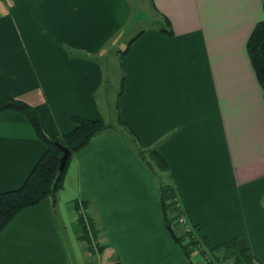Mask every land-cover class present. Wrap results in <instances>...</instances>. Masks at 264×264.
I'll return each instance as SVG.
<instances>
[{
    "label": "crops",
    "instance_id": "obj_1",
    "mask_svg": "<svg viewBox=\"0 0 264 264\" xmlns=\"http://www.w3.org/2000/svg\"><path fill=\"white\" fill-rule=\"evenodd\" d=\"M147 1L142 16L129 0H0V103L35 108L54 138L74 116L119 125L71 158L53 198L0 233V264H189L233 241L264 264V96L246 50L264 0ZM45 149L21 114L0 113V193L18 189ZM150 150L162 179L141 158ZM160 184L186 221L174 227L180 245L202 238L189 258L166 231ZM79 205L97 254L81 240ZM233 250L220 257L231 264Z\"/></svg>",
    "mask_w": 264,
    "mask_h": 264
},
{
    "label": "trees",
    "instance_id": "obj_2",
    "mask_svg": "<svg viewBox=\"0 0 264 264\" xmlns=\"http://www.w3.org/2000/svg\"><path fill=\"white\" fill-rule=\"evenodd\" d=\"M246 50L251 67L255 73L264 96V18L254 27L247 42ZM4 111H14L21 114V116L31 124L37 137L45 144L46 149L18 189L0 193V233L21 211L35 207L46 199H51L62 187L63 177L71 158L79 151L87 147L96 137L111 131V127L102 120H89L83 117L74 116L70 119L73 125L71 131L54 138L46 134L44 125L41 122L37 110L25 102L18 100H4L0 103V113ZM57 144L67 149L70 152V156L66 161V165L60 179L53 187L56 171L59 166V158L62 156V152ZM142 154L144 155H141L142 159H145L146 157H152L155 160V165L159 169L158 171H166L167 168L165 163H163L154 150H150L149 152ZM175 197V193L170 186L160 184L159 205L165 227L171 224L169 222L170 215L167 204V201H169L168 198H170V204L173 206L175 211H173V213L181 216V209L180 206L175 202ZM177 219L179 222V218ZM76 221L82 229L81 240L94 254V249L89 244L90 242L85 226L77 218ZM171 227L174 231V227ZM89 229V231H92L95 235L93 222L89 221ZM176 237L177 240L174 241L175 245L181 250V253L186 258H189L187 249H185L183 245H180L181 239L184 236L178 237L176 235ZM190 241L191 246L193 244H200V242L197 240L195 243L192 242V239H190ZM233 243H235L234 246ZM234 247H236V241L230 242V244H225L221 247H218L217 250L211 251H222L223 249L233 252V249H235L236 253H234L231 264H255L253 258L250 255L248 247H243L239 251H237V249ZM98 249L100 250L101 247ZM213 257L217 259L216 254H213ZM215 259L213 260L215 261ZM189 264L193 263L190 262ZM207 264H212V258L207 260Z\"/></svg>",
    "mask_w": 264,
    "mask_h": 264
},
{
    "label": "rangeland",
    "instance_id": "obj_3",
    "mask_svg": "<svg viewBox=\"0 0 264 264\" xmlns=\"http://www.w3.org/2000/svg\"><path fill=\"white\" fill-rule=\"evenodd\" d=\"M129 3H130V5H131V7H132V9H133V15H145V12H146V9H147V5H148V1L147 0H129ZM147 15V14H146ZM147 16H149V15H147ZM147 18H139L136 22H137V24L136 25H132V27H131V29L129 30V32L131 31V32H134V30H135V28L137 29V28H143V27H145V23H146V20ZM129 32H128V34H129ZM130 32V33H131ZM130 35V34H129ZM123 43L121 44L120 43V45L118 46V50H121V49H123ZM108 59H111V61L112 62H115V59L116 60H118L117 59V57L115 58V53L113 52V51H111V52H109V54L107 55V60ZM108 63H110V62H108ZM113 85L115 86V87H118V82H116V81H114L113 82ZM111 105H113V103H111ZM110 115V114H109ZM110 119V121H107V122H105L107 125H109L110 127H111V130H117L118 131V127H119V125H118V123H117V121H116V119H115V117L114 116H112V117H110L109 118ZM149 161L150 162H148V165L151 167V169H152V166H153V170H154V173L155 174H157V176H159V178L160 179H162L163 178V175L164 174H166V171H158L159 169L156 167V165H155V160L154 159H151V158H149ZM152 165V166H151ZM158 171V172H157ZM157 172V173H156ZM158 179V178H157ZM159 180V179H158ZM169 199V201H167V204H168V211H169V215H170V217H169V222L171 223L170 225L171 226H173V227H175V225L176 224H178L179 222H178V219L177 218H179L180 219V216L179 215H176L175 213H173V211H174V209H173V206L170 204V198H168ZM175 212V211H174ZM183 214V213H182ZM178 222V223H177ZM180 224V223H179ZM183 226H184V224H183ZM166 228V227H165ZM174 232H176V229H175V231ZM168 233V232H167ZM177 233V232H176ZM177 235L179 236V234L177 233ZM170 236V235H169ZM170 238H171V236H170ZM172 239V238H171ZM173 240V239H172ZM198 241L200 242V243H202L203 241H202V238H200V239H198ZM173 242H174V240H173ZM185 243H184V245H186V246H184L185 247V249H187V248H189V247H191L186 241H184ZM190 242V241H189ZM210 251V250H209ZM203 252V253H202ZM97 253V252H96ZM197 253V252H196ZM214 255L215 254H218L219 256H217L218 258L217 259H215L214 257H213V255H211V254H208V253H206L205 251H202V250H200L198 253H197V257H196V261L197 262H200V260L204 263V264H206L207 263V260L210 258V257H212V264H230V263H228L227 262V260H224L223 259V257L221 258L220 256H223V254H222V251L221 250H219V251H216V252H214L213 253ZM234 257V256H233ZM232 257V258H233ZM96 258H97V256L96 255H94V256H92L90 259V261L91 262H95V260H96ZM213 259H215V261L213 260ZM197 262H193V264H197ZM103 264H108L107 262H105V263H103Z\"/></svg>",
    "mask_w": 264,
    "mask_h": 264
},
{
    "label": "built area",
    "instance_id": "obj_4",
    "mask_svg": "<svg viewBox=\"0 0 264 264\" xmlns=\"http://www.w3.org/2000/svg\"><path fill=\"white\" fill-rule=\"evenodd\" d=\"M76 218L78 220H80L83 223V225L85 226V229L87 230V235H88V238H89V242H90L89 244L94 249V253L97 254L98 251H99V249H98L99 248V244H98V241H97L95 235L93 234V232L89 231L90 229H89L88 215L85 212V210L82 207V205H79L78 206V210H76ZM179 223H180V225L183 226V224H184V226H185L186 221H185L183 215L180 216Z\"/></svg>",
    "mask_w": 264,
    "mask_h": 264
},
{
    "label": "water",
    "instance_id": "obj_5",
    "mask_svg": "<svg viewBox=\"0 0 264 264\" xmlns=\"http://www.w3.org/2000/svg\"><path fill=\"white\" fill-rule=\"evenodd\" d=\"M58 147H59V149L62 152V156L59 158V166H58L57 171H56V177H55V180H54L53 187L56 185V183L60 179V177H61V175L63 173L64 167L66 165V161H67L68 157L70 156V152L67 149L61 147L60 145H58ZM52 204H53V206L55 205V201L54 200H53ZM166 231L168 232V234L171 236V238L174 241L177 240V237H176V235H175V233H174V231H173V229H172V227L170 225L166 226Z\"/></svg>",
    "mask_w": 264,
    "mask_h": 264
}]
</instances>
